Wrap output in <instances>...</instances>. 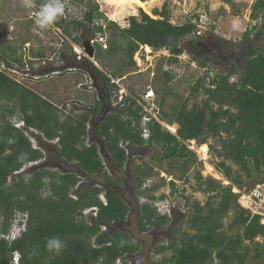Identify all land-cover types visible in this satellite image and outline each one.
Wrapping results in <instances>:
<instances>
[{
    "label": "trees",
    "instance_id": "16d2710c",
    "mask_svg": "<svg viewBox=\"0 0 264 264\" xmlns=\"http://www.w3.org/2000/svg\"><path fill=\"white\" fill-rule=\"evenodd\" d=\"M103 1L112 13L115 5ZM224 1L234 9L232 0ZM46 2L35 0L37 7L33 9L38 10ZM61 2H75L83 12L79 19H70L64 9V14L47 28L61 31V47L53 57L65 71L87 73L94 89L105 95L97 99L93 94L92 104L66 115L0 70V234L8 233L14 212L27 215L20 237L11 243L0 240V264H9L13 253L19 255V264H116L136 255L141 243L131 239L124 229L131 207L121 195L122 178L116 176L126 166L131 170L133 195L146 200L137 209L140 233L170 229L181 221L186 225V230L174 231L171 245L154 250L155 254L171 251V256L162 258L160 264H264V225L240 208L232 192L233 187L241 188L245 180L264 175V52L256 46L245 50L247 58L239 77L234 66L210 78L207 72L197 77L190 94L201 95L199 103L189 106V99L174 94V101L165 107L170 92L165 91L160 101L156 97L158 119L176 126V133L172 135L152 121L149 139L144 141L137 124L140 108L133 100H125L129 103L126 109L108 107L107 95L117 91L111 81L136 72L133 57L141 47H148L168 52L153 72V78L167 85L174 75L164 71L162 65L179 62L183 54L179 42L191 36L196 25L191 20L172 24L164 5L161 10H153L152 15L139 8L157 19L140 12L139 17L128 18L127 27L120 28L114 22H105L93 0ZM128 14L135 13L126 8L120 15L113 12L109 17L116 21ZM260 18L264 19V0H256L251 7L250 20ZM194 19L198 20V16ZM253 29L245 30L243 37L248 38ZM79 31L83 33L80 36ZM106 33V49H95V64L85 57L76 59L72 45L82 47L80 38L84 43ZM258 35L264 36V24ZM188 48L190 61L198 68H208L209 63L216 62L212 55H201L200 46L190 44ZM21 49L0 46V60L23 69L44 58L43 52L31 53L26 64L17 55ZM233 76L237 79L230 82ZM15 115L22 120L23 128L11 124ZM27 131L35 134L36 146ZM209 140L216 146H209L217 160L214 168L229 184L223 186L212 178H202L194 170V192L205 195V202L192 201L188 217L175 209H170L169 217L157 213L152 202L164 199V195H155L164 179L161 185L148 189L142 188L144 182L161 172L170 178L177 173L175 181L187 182L189 170L201 163L187 146L195 142L196 147H201ZM147 146L157 147L160 154L135 164L133 155ZM30 164L34 165L21 173ZM168 186L173 189L174 180ZM90 209L96 212L82 214Z\"/></svg>",
    "mask_w": 264,
    "mask_h": 264
},
{
    "label": "rangeland",
    "instance_id": "374dc122",
    "mask_svg": "<svg viewBox=\"0 0 264 264\" xmlns=\"http://www.w3.org/2000/svg\"><path fill=\"white\" fill-rule=\"evenodd\" d=\"M107 2L115 5V10L113 9L112 11V13L115 12V16L120 15L126 8L132 9L133 13H135L134 15L128 14L121 19L111 21L109 15L112 13L110 12L109 5L103 0H93V3L97 4L99 12L103 14L106 20L105 22H114L120 28L127 27L128 18L139 17L140 12L146 14L139 9L141 7L152 15L151 12L153 10H161L165 5L169 10L170 22L174 25H181L187 20L193 19L194 16H204L203 18L205 20L203 18L201 19L202 23H199L195 32L179 42V47L183 50V55L179 57V62L170 66L163 63L162 69L164 71H170L174 75V79L170 83L164 86L159 78H153L154 69L160 63L161 57H168V52L164 50L155 52L150 48L146 50V47H141L133 57L136 62L137 71L128 74L119 81V84L125 87L128 92L132 90L138 94L147 87H151L156 92L158 101L164 96L165 91L170 92L172 96L167 97L165 107L174 101V94H177L182 99H189V106L199 103L203 97L201 95L193 96L190 94V87L194 84L197 77L206 72L209 73V78L214 73H226L230 66L235 67L237 76L239 77L243 72L244 63L247 58L245 50L251 46H256L260 52H264V36L258 35L261 25L264 24V19L260 18L256 22L250 20L251 7L256 0H232L235 6L234 9L226 5L224 0H144V2H139V0H107ZM63 6L66 9L67 17L70 19H79L81 17L83 9L79 4L75 2H64ZM33 10V8L28 9L23 7L21 0H0V46L22 48L20 51L17 50V55L20 54L25 63L28 61V58H31V53H44V60L35 61L32 66H27L23 69L17 66H7L0 60V70L5 71L11 79L19 82L43 98H46L58 108L73 101L92 104L93 94L89 93L87 89V73L83 72L86 75H82L80 72L73 74L61 68L62 65L57 60L55 61L53 54L60 49L62 37L49 29H40L34 22L35 17L32 16ZM235 11H238L237 15H234ZM146 15L149 16L148 14ZM152 19H157V17ZM251 29L253 30L250 31L248 38H244L243 33L245 30ZM81 34H83L82 31L79 33V36ZM104 37L107 42L108 33ZM83 41V39H79L80 44ZM190 44L200 46L199 52L201 55H212L216 61L209 63L205 72L188 64L191 58L188 48ZM72 46L75 54L84 53L81 45ZM93 50L95 51V49ZM98 68L100 67L98 66ZM59 73L62 74L57 75ZM95 95L98 99L105 94L104 91L99 89L96 90ZM2 103L0 101V105ZM17 117L18 115H15L11 120L13 118L17 119ZM19 128H23V125ZM171 128L175 129V126ZM31 133V131H27V135L32 144L36 146L35 134L33 133V135ZM210 145L214 146V148L216 147L209 140L206 145H202L206 146V153L200 150L202 146L195 150V155L201 163L195 169L189 170L187 173V182L175 181L177 173H175L174 177L170 178L163 172L158 175H153L148 179L150 180L149 182H144L146 187L143 188L142 186V188L148 189L153 185H161V179H164L163 186L159 188L155 195L157 197L164 195L165 197L162 200L158 199L152 202V206H154V203L160 204L162 202V207L163 205H167L169 210L175 209L188 217L192 211V201L195 200L203 204L206 200L205 195L194 192L196 187L194 170H198L202 178H212L223 186L229 184L214 168L217 160L210 153ZM158 154H160V151L157 147L147 146L144 150L135 153L132 160L135 164L141 163L142 161L148 162ZM102 158L107 166L106 158ZM33 165L25 166L21 173H25ZM154 166L156 167L157 165L155 164ZM163 167L165 168L166 165ZM206 167L211 168V173L207 172ZM116 176L122 178L124 186L121 195L131 207L124 229L128 232L131 239L138 240L142 243L140 252L132 257H128V259L118 260L116 264H121L123 261L127 264H133V262L137 264H160L161 258H169L171 256V251L167 250L161 254H155L154 250L160 246L171 245L174 231L181 232L182 230H186V225L181 221L172 225L170 229L161 231L151 230L148 233H140L137 224V209L138 204L146 202V200L133 195L134 187L130 167L126 166ZM95 180L99 181L100 179L95 178ZM170 180H174L175 182L173 189L168 186ZM262 180H264V175L254 176L250 180H245L241 188L233 187L232 192L236 193L239 189H248L254 183ZM87 212L86 216L90 213ZM228 222L229 219L226 220V223ZM176 235L178 236L179 234ZM256 242L261 243L262 240L256 239ZM247 264L251 263L248 262ZM253 264L261 263L256 262Z\"/></svg>",
    "mask_w": 264,
    "mask_h": 264
},
{
    "label": "built area",
    "instance_id": "2783aa9c",
    "mask_svg": "<svg viewBox=\"0 0 264 264\" xmlns=\"http://www.w3.org/2000/svg\"><path fill=\"white\" fill-rule=\"evenodd\" d=\"M63 4V3H62ZM37 10L32 11V16L35 17ZM204 16H198V20H195L194 18L191 19V23L195 24L196 27L199 25V23H202V18ZM205 20V18H203ZM102 26L104 27L105 25L102 23ZM52 31H54L57 35H61V31L56 28H52ZM90 46L93 49L97 48H102L106 49V40L104 35H97L93 40L88 42ZM82 49V47H81ZM83 51V49H82ZM84 52V51H83ZM183 55V54H182ZM181 55V56H182ZM76 59L80 60L81 57H86L84 53H79L76 54ZM179 56V57H181ZM178 57V59H179ZM88 59V58H87ZM91 61L93 64H95L93 59H88ZM135 61V60H134ZM188 64L194 68H197L198 70H201L205 72L207 68H198L195 62L188 61ZM236 77H232L230 79V82L236 81ZM88 92L91 94H95L96 89L93 87L92 80L88 77ZM112 84L117 86V91L110 92L108 94V107L110 109H115V108H127L129 103H125V100L127 98L133 100L136 105L140 108L139 111V116L140 119L138 121V131L140 132V137L144 141H148L149 139V124L152 121L157 122L160 124L165 130H167L170 134L175 135L176 133V126L175 129L171 128L172 126H169L163 122H161L158 119V107L156 103V95L151 87H147L144 89L141 93H136V95H132L130 92L126 90L125 87H122L119 84V80H112ZM98 97V96H97ZM127 105V106H126ZM84 106V103L82 101H73V102H68L64 105H62L59 109L66 115L70 114L71 112L78 113L82 110ZM125 108V109H126ZM126 120V118H124ZM130 121H132V127L136 125L135 121H133V118H129ZM11 124L19 128L20 126L23 125L22 120L17 117L13 118V120H10ZM20 123V125H18ZM88 142V139L85 141V143ZM126 146V145H125ZM123 146V147H125ZM189 150L195 153V150L200 147H196L195 142H190V145L187 146ZM103 164L106 165L103 161ZM150 180H146V182H149ZM146 185L143 184V188H145ZM237 195V203L242 208L244 211L247 212V214L252 218V217H258L259 222L261 225H264V180L259 181L251 185L248 189H239L234 193ZM100 199L103 200L102 195L100 196ZM162 202L159 203H154V207L156 208L157 213L160 215H166L170 216V210L167 205L161 206ZM96 212V209H90L82 212V214L85 216L86 212ZM87 212V213H88ZM26 221H27V215L20 213V212H14L12 215L11 219V224L9 227V231L7 234H0V240H4L7 243L13 242L15 239H17L21 232L25 229L26 227ZM9 264H19V255L17 253H13L11 256V260Z\"/></svg>",
    "mask_w": 264,
    "mask_h": 264
},
{
    "label": "clouds",
    "instance_id": "9594fccd",
    "mask_svg": "<svg viewBox=\"0 0 264 264\" xmlns=\"http://www.w3.org/2000/svg\"><path fill=\"white\" fill-rule=\"evenodd\" d=\"M21 3L23 7L28 9L37 7L35 0H21ZM63 14L64 6L61 0H47L46 3L39 5L34 22L40 29H47L53 26ZM24 231L25 229L22 232ZM57 244L59 246L58 241Z\"/></svg>",
    "mask_w": 264,
    "mask_h": 264
},
{
    "label": "water",
    "instance_id": "95a60500",
    "mask_svg": "<svg viewBox=\"0 0 264 264\" xmlns=\"http://www.w3.org/2000/svg\"><path fill=\"white\" fill-rule=\"evenodd\" d=\"M82 49L84 51V54L88 59H93V48L90 46L88 42L82 43Z\"/></svg>",
    "mask_w": 264,
    "mask_h": 264
},
{
    "label": "bare ground",
    "instance_id": "6f19581e",
    "mask_svg": "<svg viewBox=\"0 0 264 264\" xmlns=\"http://www.w3.org/2000/svg\"><path fill=\"white\" fill-rule=\"evenodd\" d=\"M154 2H155V1H154ZM109 19L112 20L111 17H110ZM146 50H149V48L146 47ZM206 149H207L206 146H202V148H201L200 150H202L203 153H206ZM200 154H201V153H200ZM203 155L205 156V154H203ZM202 157H203V156H202ZM206 170H207L208 173H211V171H212L210 167H206ZM22 233H23V232H21V234H22ZM21 234H20V236H21Z\"/></svg>",
    "mask_w": 264,
    "mask_h": 264
},
{
    "label": "flooded vegetation",
    "instance_id": "af4514ba",
    "mask_svg": "<svg viewBox=\"0 0 264 264\" xmlns=\"http://www.w3.org/2000/svg\"><path fill=\"white\" fill-rule=\"evenodd\" d=\"M107 98H108V95H107ZM122 184H123V181H122ZM124 185V184H123ZM141 243V242H140ZM141 246H142V243H141ZM140 251H141V248H140ZM139 251V252H140ZM133 264H137L136 262H133ZM138 264H140V263H138Z\"/></svg>",
    "mask_w": 264,
    "mask_h": 264
},
{
    "label": "crops",
    "instance_id": "0c3cea01",
    "mask_svg": "<svg viewBox=\"0 0 264 264\" xmlns=\"http://www.w3.org/2000/svg\"><path fill=\"white\" fill-rule=\"evenodd\" d=\"M158 248V247H157ZM162 259V258H161ZM168 259V258H167Z\"/></svg>",
    "mask_w": 264,
    "mask_h": 264
}]
</instances>
